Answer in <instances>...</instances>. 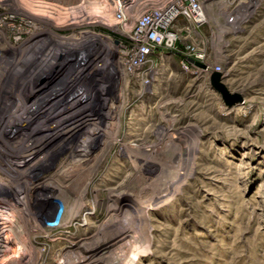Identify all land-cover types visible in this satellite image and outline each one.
Wrapping results in <instances>:
<instances>
[{"label": "rangeland", "instance_id": "obj_1", "mask_svg": "<svg viewBox=\"0 0 264 264\" xmlns=\"http://www.w3.org/2000/svg\"><path fill=\"white\" fill-rule=\"evenodd\" d=\"M205 1L208 22L181 21L180 45L203 49L209 71H186L166 51L143 85L121 52L136 13L122 28L112 0H0V182L26 206L8 205L3 226L13 230L0 240V264H81L87 255L94 264H264V0ZM62 44L72 48L65 74L96 62L84 87L103 94L94 116H104V131L82 165L62 155L23 175L22 150L42 141L29 156L38 162L56 139L44 129L27 145L30 128L9 140L1 129L44 55ZM217 66L229 95L241 96L231 106L211 81ZM83 120L78 138L92 125Z\"/></svg>", "mask_w": 264, "mask_h": 264}, {"label": "bare ground", "instance_id": "obj_2", "mask_svg": "<svg viewBox=\"0 0 264 264\" xmlns=\"http://www.w3.org/2000/svg\"><path fill=\"white\" fill-rule=\"evenodd\" d=\"M45 5L47 6L46 3ZM50 12H52V10ZM49 14L50 13H48L47 15L49 16ZM237 30L239 29L237 28ZM62 46L64 47V49L61 51L50 49L46 54L44 53L45 55L43 54L46 60L44 62H41L40 66H38L37 70L34 72L32 85L30 86L29 84V86L27 85L28 87H24V89H22L21 92L18 93L19 96L14 98L16 99V101H18L16 102L15 109L12 111V114L8 121L5 123L4 127H1V135L8 138H4L5 140L13 139V137L16 134L22 132L25 127L30 128V132L28 131L30 135L28 134L29 136H27V145L30 143V139L33 135H35L36 137H40V139L45 138V130L47 129L49 130L48 135L56 139L55 143L52 145V149H48L44 158H41V160H39L38 162L31 161L34 158L30 159L29 156L42 150V141H40V143L36 144V146L34 147L29 146L22 150L19 158L17 157L18 159H15H17V165H19L17 172H20L23 175L27 174L30 169L35 167L36 165H44L46 163V160H53V157L57 158L62 155H64V159H74L79 163V165H82L88 159L86 155L88 153L89 146L97 142L99 135H101V133L104 131L102 128L103 124L105 123L104 116L100 118L94 116L95 114H97V112L100 111L103 103V94L99 90L93 91L88 88L85 89L84 87V81H86L87 78L92 77V71H88L90 67H93V64H95L96 62H94L95 60H92V65L90 63L85 67V69H76L74 75H76L77 77H72V75H69L67 73L65 74L66 64L69 56H71L70 54L72 53V48L69 46L67 47V45L65 46V44H62ZM43 47L45 48L44 45ZM42 50L44 51V49ZM43 55L41 56L44 57ZM43 60L44 59H42V61ZM87 74L90 75L87 77ZM54 76L56 77L55 81L57 82L58 80V82L56 84L54 82L52 86V84L50 85V79ZM31 97H33L31 105L27 108H24V105H21L20 102L22 103L25 99ZM40 101H42V103H40ZM36 117H39V121L34 124V122H31V120L36 119ZM94 118L96 119L92 122L91 120H94ZM83 119H87L88 121L90 120L92 122V125L90 128H88L86 136H81L78 138L76 134L84 124ZM144 161V166H146L147 171L152 172V170H154L153 162L146 159ZM52 164H54V160L52 161L51 165ZM39 183L33 181L30 182V186L28 189L31 193H35H32V197L35 195L34 200H36V203L43 199V194L40 193L41 191L38 188ZM9 188L10 187H8L5 183L0 182V226H2L0 228V240L2 241L4 240V238H8L11 234V231L13 230V228L10 226H3V224L7 223V220L11 218V213L9 212L8 205L17 202V200L13 202V198H11V196H7L2 193L3 191H5V189ZM17 203L21 205V210L23 209V211H26L24 202L18 200ZM152 207L154 208V206ZM51 226L54 227L56 225ZM58 226H63V224L60 223ZM0 245L3 246V244L1 243ZM24 251L25 246H23V244H17L15 252L21 254ZM95 260L92 255H87L84 257L81 264H94Z\"/></svg>", "mask_w": 264, "mask_h": 264}, {"label": "built area", "instance_id": "obj_3", "mask_svg": "<svg viewBox=\"0 0 264 264\" xmlns=\"http://www.w3.org/2000/svg\"><path fill=\"white\" fill-rule=\"evenodd\" d=\"M205 2L170 0L167 3L152 5L151 2L139 4L136 0H112L116 19L122 28H126L131 16L137 14L127 44L121 48L126 73L143 85L151 83L157 72L156 59L162 57L166 51L180 55L181 65L186 71H209L203 49L193 44L180 45L181 32L185 29L181 21L188 22L193 29H198L208 22ZM213 71H221V67L211 69V72ZM56 219L57 216L52 221L55 222Z\"/></svg>", "mask_w": 264, "mask_h": 264}, {"label": "water", "instance_id": "obj_4", "mask_svg": "<svg viewBox=\"0 0 264 264\" xmlns=\"http://www.w3.org/2000/svg\"><path fill=\"white\" fill-rule=\"evenodd\" d=\"M116 42H118V40H116ZM192 62H194V60H191ZM197 64L203 65L202 63L197 62ZM211 81L214 85V87L220 91L223 94L224 100L226 102V104L228 103L229 106H231L233 103H235L237 100L241 99V96L236 94L233 97L229 95V93L227 92V88L225 86V84L223 82H221V73L214 71L211 73Z\"/></svg>", "mask_w": 264, "mask_h": 264}]
</instances>
